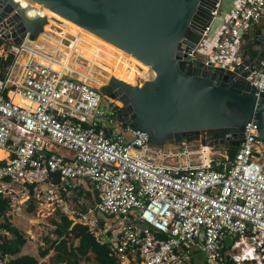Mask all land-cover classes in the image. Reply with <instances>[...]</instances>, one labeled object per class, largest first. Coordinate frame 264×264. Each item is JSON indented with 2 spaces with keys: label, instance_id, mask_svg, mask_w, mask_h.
Returning a JSON list of instances; mask_svg holds the SVG:
<instances>
[{
  "label": "built area",
  "instance_id": "1",
  "mask_svg": "<svg viewBox=\"0 0 264 264\" xmlns=\"http://www.w3.org/2000/svg\"><path fill=\"white\" fill-rule=\"evenodd\" d=\"M222 2L190 55L232 68L254 27L264 31V0H238L227 12ZM27 41L11 44L6 55L14 60L0 77V147L7 152L0 193L11 209L32 199L68 207L73 185L89 181L96 203L74 220L103 241L96 212L113 217L120 264H193L196 250L204 264H264V143L256 123L246 124L228 165L215 149L206 155L200 138L153 145L147 132L125 125L121 101L77 70L34 56ZM247 78L264 93V68Z\"/></svg>",
  "mask_w": 264,
  "mask_h": 264
},
{
  "label": "water",
  "instance_id": "2",
  "mask_svg": "<svg viewBox=\"0 0 264 264\" xmlns=\"http://www.w3.org/2000/svg\"><path fill=\"white\" fill-rule=\"evenodd\" d=\"M16 0H0V36L20 44L45 31L48 17L24 16ZM88 29L155 71L146 90L110 76L106 92L123 104L125 125L163 146L190 137L238 147L248 122L264 143V93L247 76L264 68V31H253L232 68L205 64L190 52L212 21L218 0H30Z\"/></svg>",
  "mask_w": 264,
  "mask_h": 264
},
{
  "label": "bare ground",
  "instance_id": "3",
  "mask_svg": "<svg viewBox=\"0 0 264 264\" xmlns=\"http://www.w3.org/2000/svg\"><path fill=\"white\" fill-rule=\"evenodd\" d=\"M15 2L17 8H21L24 16L43 15L48 17L49 22L45 26V32L39 35L38 40L44 38L48 32H51V35H48L51 39L50 45L55 50L64 53L65 56L61 57V59L56 57L50 59L46 54L34 51V47L41 46L38 40L27 41L26 44L31 47L30 50L34 56L50 63L54 68L77 70L83 79L90 80L91 83L97 86L104 83L99 74L102 76L103 71H105L107 76H114L117 80H123L133 86L140 87L142 90L147 88L146 81L155 76V71L150 66L73 21L40 4L32 3L30 0H16ZM67 34L74 36L69 49L68 47L67 49L65 48L61 40V38L67 39ZM7 40L15 43L11 38ZM76 56L84 58L88 65L83 66L82 63L75 59ZM109 62H113V65ZM0 149L7 156L6 150L2 147Z\"/></svg>",
  "mask_w": 264,
  "mask_h": 264
},
{
  "label": "trees",
  "instance_id": "4",
  "mask_svg": "<svg viewBox=\"0 0 264 264\" xmlns=\"http://www.w3.org/2000/svg\"><path fill=\"white\" fill-rule=\"evenodd\" d=\"M233 1V0H231ZM223 12H227L223 9ZM229 7V5H228ZM229 10V9H228ZM5 43V40L0 36V46ZM14 60V55L8 53L7 55H0V77L3 76V71L10 65ZM102 90L109 93L111 90L104 86ZM192 137L188 138L191 139ZM237 153V147H228L227 156L223 158L225 164L231 163ZM221 167V166H220ZM55 180H58L56 176ZM84 184L91 186V194L95 201L97 196L92 188L89 181H85ZM90 190V189H89ZM33 201L35 199H32ZM31 201V200H30ZM27 203V202H26ZM10 209V199L3 196L0 193V229H5L11 234L8 237L7 233L0 236V257L6 255H15L20 252L22 245L24 244V234L11 222L7 217V211ZM87 208L84 209L86 211ZM79 216V214L77 215ZM96 216L100 222L101 229L103 232V241H99L97 236L89 226L83 222L75 221L69 217L65 212L57 211V218L53 220L55 225L53 233L55 238H48L49 245L40 250V255H46L51 250L55 252L52 256V260L56 263L62 264H82V261L90 262L92 264H120L118 256L113 252L112 246L114 238V232L117 229L116 220L113 217L106 216L100 212H96ZM201 253L196 250V253ZM202 254V253H201ZM199 255H196L198 257ZM203 256V255H202ZM8 264H39V260L34 256L22 255L16 259L9 260ZM225 264H232L229 260L225 259Z\"/></svg>",
  "mask_w": 264,
  "mask_h": 264
},
{
  "label": "rangeland",
  "instance_id": "5",
  "mask_svg": "<svg viewBox=\"0 0 264 264\" xmlns=\"http://www.w3.org/2000/svg\"><path fill=\"white\" fill-rule=\"evenodd\" d=\"M223 9L225 10L226 7L232 2L231 0H223ZM45 32V31H44ZM42 34V33H41ZM40 34V35H41ZM51 32H48L47 36H44V38L39 39V36L35 39L38 40L39 44L41 46H44V50H46L48 53L46 54H50L51 51H55V48H53L50 45V36ZM5 40V43H3L0 46V55H6L8 48L11 46V44L13 42L3 38ZM74 39V36L67 34V39L64 38V40L62 41V43L65 45V48L67 49L68 44L70 43L71 40ZM54 49V50H53ZM45 52V51H44ZM65 54L62 53L61 51L58 50V54H57V58L61 59V57H64ZM75 59L82 63L83 66H87L88 62L82 58V57H78L76 56ZM111 63V65H113V62H109ZM100 70V69H99ZM113 70V68H112ZM75 75L80 76L78 73H75ZM99 76L104 80V83L102 85H100L101 88H103L104 86H106V84L108 83V80L110 78V76H107V72L103 71L102 76L99 74ZM109 96V95H108ZM115 101L117 103H121L120 100L115 99ZM114 101V102H115ZM188 141L192 142V143H197L199 141L198 137H192L191 139H189ZM206 155L207 153L211 152L212 148L210 146H205L204 147ZM215 151L211 152L212 155H217L220 156L223 154L224 148H222L221 146H216L214 147ZM60 153L68 155L69 152L67 151V149L65 148H61ZM71 192L69 193V195L66 196L67 200L69 203H71V205L67 206H61L59 207L56 204H51L50 203H46L44 201H36V200H31L27 203L28 206H26L29 215L31 216V218L33 217V220L31 222H38L40 227L38 229H36V234H35V238H38L40 240H42L44 242V246H48L49 245V241L48 238H55V234L53 233V229L55 227V225L53 224V220L55 218H57V211L60 210L61 212H68V215L71 219L74 220V218H77V215L79 213H85L87 214L89 212L90 209L94 208V205L96 203L93 195L91 194V186L89 184H84V182H78L75 185H73V187L71 188ZM90 189V190H89ZM87 208L86 211H84V209Z\"/></svg>",
  "mask_w": 264,
  "mask_h": 264
},
{
  "label": "crops",
  "instance_id": "6",
  "mask_svg": "<svg viewBox=\"0 0 264 264\" xmlns=\"http://www.w3.org/2000/svg\"><path fill=\"white\" fill-rule=\"evenodd\" d=\"M236 1L238 0H233L229 4V7L228 6L226 7V11H228V9L230 10L232 6L235 5ZM257 29L258 27L255 26L253 31H256ZM223 148H224L223 154L227 155L226 154L227 148L225 147ZM4 157H6V154L3 150L0 149V160L3 159ZM27 203L23 204L21 208L17 210H13L10 208L7 211V217H8L9 222H11L12 225L16 226L24 234L26 241L22 245V248L19 253L15 255H6L4 256V258L7 261H9L12 259H16L18 256L30 255V256H34L35 258H37L39 260V264H62V263H56L54 260H52V256L55 254V252L52 250L46 255H43V256L40 255L39 253L40 250L45 247L44 242L42 240L35 238V234L37 232L36 229H38L40 225L38 222H31L33 220V217L31 218V216L28 213V210L26 209L27 208L26 206H28ZM5 233H7L8 235V231L5 230ZM10 236L11 234L9 233L8 237ZM196 255H199V256L196 257ZM82 264H92V263L82 261ZM193 264H204L203 256L201 253L199 254L197 252L194 255Z\"/></svg>",
  "mask_w": 264,
  "mask_h": 264
},
{
  "label": "flooded vegetation",
  "instance_id": "7",
  "mask_svg": "<svg viewBox=\"0 0 264 264\" xmlns=\"http://www.w3.org/2000/svg\"><path fill=\"white\" fill-rule=\"evenodd\" d=\"M102 91H103V90H102ZM103 92L106 93L107 91L104 90Z\"/></svg>",
  "mask_w": 264,
  "mask_h": 264
}]
</instances>
